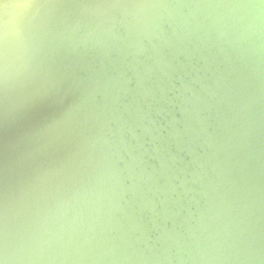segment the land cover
Masks as SVG:
<instances>
[{
  "label": "water",
  "instance_id": "obj_1",
  "mask_svg": "<svg viewBox=\"0 0 264 264\" xmlns=\"http://www.w3.org/2000/svg\"><path fill=\"white\" fill-rule=\"evenodd\" d=\"M5 2V264H264V0Z\"/></svg>",
  "mask_w": 264,
  "mask_h": 264
},
{
  "label": "snow or ice",
  "instance_id": "obj_2",
  "mask_svg": "<svg viewBox=\"0 0 264 264\" xmlns=\"http://www.w3.org/2000/svg\"><path fill=\"white\" fill-rule=\"evenodd\" d=\"M5 4H8V3H6L5 0H0V7L4 8L3 6ZM0 264H5V260L2 257H0Z\"/></svg>",
  "mask_w": 264,
  "mask_h": 264
}]
</instances>
